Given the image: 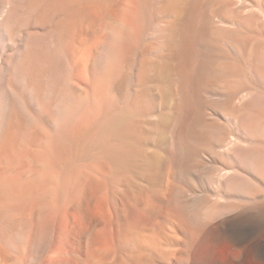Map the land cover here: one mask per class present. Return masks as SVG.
Returning a JSON list of instances; mask_svg holds the SVG:
<instances>
[{
	"label": "bare ground",
	"instance_id": "1",
	"mask_svg": "<svg viewBox=\"0 0 264 264\" xmlns=\"http://www.w3.org/2000/svg\"><path fill=\"white\" fill-rule=\"evenodd\" d=\"M54 1L94 35L0 55V264H264V0Z\"/></svg>",
	"mask_w": 264,
	"mask_h": 264
},
{
	"label": "rangeland",
	"instance_id": "2",
	"mask_svg": "<svg viewBox=\"0 0 264 264\" xmlns=\"http://www.w3.org/2000/svg\"><path fill=\"white\" fill-rule=\"evenodd\" d=\"M10 1L11 0H0V5H1L0 6V13L2 14V12H4L6 10V8L12 7L14 9V15L12 17V20H13V22H15L16 33L14 35L16 37H13V36L9 37V35H8V37L10 38L9 39L6 36L7 32L4 35L0 31V51H4V52H0V55H3V56H1V57H3V59L6 58L5 60H7L9 57H11L13 55L15 56V54H17L18 51L22 52L21 49H23V47L25 46L24 43H26V37H25L26 35L25 34H26L27 29H30V31H32L35 35V37L33 39L35 49H39V48L43 49L44 48L42 51L44 52V54H47V56L50 58V60L53 59L51 61L53 63H63L64 64L68 60V58L72 55L74 50L77 47H79V43L81 41H87L88 43L92 42V38L94 35V29H93L94 23H93V16L91 13H88L87 11L81 10V9H76V10L74 9L73 13L70 10H65V11L60 10L56 6V2L54 0H12L11 2ZM31 2H32V4H31ZM4 4H6L7 6ZM69 12H71V13L68 15ZM76 12H77V14H76V18H75L73 16L75 15ZM79 13L85 15V18L83 15H81L82 17L80 16L81 18L77 17L80 15ZM78 18L81 20V24H80V20ZM87 18H88V20L86 21ZM89 18H90V20H89ZM75 19L76 20L78 19L79 24H77V25L75 24L78 22V21L75 22L76 21ZM82 19H83V21H82ZM73 20H74V22H73ZM84 21L87 22L88 25L90 24V26H92L89 29V26L87 25L86 29L88 31L85 29V26L87 23H84ZM10 22H11V19L7 23L8 27L10 25ZM62 22L65 24H61ZM70 22H72L73 24ZM59 24H61V25H59ZM67 24H70V25L68 26ZM63 25H65V26H63ZM66 25L68 26V28ZM62 27H65V28L63 29ZM7 28L5 30H7ZM66 29L70 30V31L68 30L69 33L66 31ZM83 29H84V32L85 31H87V32L84 33ZM92 29H93V31H92ZM64 30L68 33L67 35H63L65 32ZM90 31H92L91 34H90ZM82 35H85V36L87 35L88 37L89 36L90 37L85 38V36H84V38H83ZM63 38H65L66 40L65 39L63 40ZM148 38H150L152 40L155 38V36H148ZM9 41H10V43H9ZM11 43H13V44H11ZM14 51H16V53ZM21 52H20V54L18 53V55H21ZM65 55H67V56H65ZM63 56H64V58H63ZM20 58H22V55L20 56ZM59 58H60V60H59ZM62 60H64V61H62ZM59 73H60L59 69L52 68L50 70V73H49V75H50L49 76V78H50L49 83L54 82L55 76ZM52 84H50L51 88L49 87L48 95L52 93L51 91H53V89H52L53 85Z\"/></svg>",
	"mask_w": 264,
	"mask_h": 264
}]
</instances>
